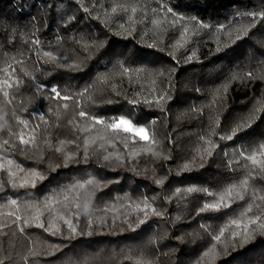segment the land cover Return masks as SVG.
<instances>
[{
  "label": "trees",
  "instance_id": "1",
  "mask_svg": "<svg viewBox=\"0 0 264 264\" xmlns=\"http://www.w3.org/2000/svg\"><path fill=\"white\" fill-rule=\"evenodd\" d=\"M0 107L36 137L0 132L3 264H264V230L244 233L264 220V0H0ZM80 111L125 116L151 141ZM33 172L44 178L19 187ZM232 186L242 198L201 211Z\"/></svg>",
  "mask_w": 264,
  "mask_h": 264
},
{
  "label": "snow or ice",
  "instance_id": "2",
  "mask_svg": "<svg viewBox=\"0 0 264 264\" xmlns=\"http://www.w3.org/2000/svg\"><path fill=\"white\" fill-rule=\"evenodd\" d=\"M133 11H135L133 9ZM167 11L171 12V9H168ZM255 15V14H253ZM241 37H237V39H239ZM36 43H39V41H36ZM45 56L48 57V59L50 61H54L55 60V57L52 55L51 52H45ZM251 73L248 74L249 77H251ZM4 84L7 86V87H12L11 84H9V82L6 80L4 82ZM47 86L46 85H43V84H40V85H37V90H43L45 89ZM50 92L53 94V99H59V100H63V101H67L69 99H72V97L70 96H67V95H61V92L56 88V87H51L50 88ZM3 95L4 97L6 98L4 103L7 105V104H11V100L10 99H7V97L9 96V93L8 91H4L3 92ZM164 99L163 96L159 97V99L156 101L157 103H160L162 100ZM147 102V101H146ZM133 103H135V101H133ZM64 108H67L68 105L67 104H64L63 105ZM23 111L27 112V109H23ZM29 115H32V113H28ZM58 115V113H56ZM9 114L7 113V116ZM12 117L15 119L16 123L19 124V125H22L23 128H27L28 127V120H25L19 116L16 115L15 111H13L11 113ZM39 115V118L41 120L44 119V116L42 114H38ZM78 115L82 118H86V119H89L93 122V124H98V125H105V127L113 132H124V133H127V134H131L133 140H135L136 137H138L140 140H144V141H151V138L149 136V133H148V129L145 128V127H141V126H137L136 124L133 123V121L129 118H126L125 116H120L118 118H115L113 120V122L111 123H106L104 120L102 119H99L97 117H94V116H89V114L85 111H80L78 113ZM8 121V120H7ZM9 125V124H8ZM250 127V125H245V123H240V124H237L236 127L234 129H232L231 131V134L230 135H225L223 137H221V139H227V140H231L233 139V137L235 135H238L239 132L243 131L245 129V127ZM0 132H7L10 136L14 137L15 140H18L20 144H29V143H35V140H36V137L35 135H31L29 134L26 138V135L23 131L21 132H18V133H13L11 131V128L8 126V127H0ZM94 142V141H93ZM10 143L9 140H4L3 141V145H8ZM209 144H211V141H209ZM2 146V145H0ZM261 149H262V152L261 154H264V145H261ZM150 150V149H149ZM207 155H211V150L210 149H206L205 150ZM109 157L105 156V159H108ZM247 159L251 160L254 164L256 163H259V161H257L256 159V156L255 155H252V156H248L246 157ZM8 165H11V161H7L6 162ZM4 167V165H0V168ZM185 168L188 167V165H185L184 166ZM44 177L41 176L39 173H36V172H33L31 174H29V177H27L23 182H21L19 184V187H26V186H35V181L37 179H43ZM94 183V181L92 180H89L87 181L85 184H79L76 186L77 189H79L80 191H84L86 190L87 186L88 185H92ZM156 183L157 184H161L163 183L162 180L158 179L156 180ZM247 185V180H244L241 182V187L243 186H246ZM16 186V185H14ZM199 189H195V188H188L186 189L185 191L187 192H194V191H198ZM75 191V189L73 190ZM178 192L180 191L179 189L177 190ZM204 191H207V190H204ZM233 193H237V196H238V189H237V186H232L228 189L225 190V192L223 194L220 195V198L219 200L213 202V203H206L203 208L201 209V211H205V210H218L219 208L221 207H227L228 204H227V199L230 198ZM94 194V193H93ZM238 198H242V197H239ZM17 204V201L15 200H12L11 201V205L15 206ZM77 209L80 207V204L79 202H76L75 205H74ZM144 212H145V218H147V215H148V211H149V205L147 204V202H145V206H144ZM151 213L153 215H160L159 212H157L155 209H150ZM249 211H251V209H249ZM10 215H13L15 216V213H11ZM87 216H91L92 213L91 212H88L87 214H85ZM17 220L21 219L20 217H16ZM33 219L35 220H38V215L33 217ZM146 222V219H141L139 221V224H144ZM24 223H29V220L25 219L24 220ZM65 223H68L69 224V227L72 229V233L73 235L76 234V229L74 226L71 225V222L70 221H65ZM233 224H237L239 226V222L238 221H232ZM139 224L137 226H139ZM250 225H256L259 227V229L261 230H264V220H262L260 217H256L255 219H251L249 220L248 224H245L244 225V233L247 235V234H250L249 233V226ZM38 226L40 227H44L43 224H39ZM54 227V226H53ZM59 229H56V231H58ZM216 240H219L220 239V236H216L215 237ZM0 264H3L2 261H0Z\"/></svg>",
  "mask_w": 264,
  "mask_h": 264
},
{
  "label": "clouds",
  "instance_id": "3",
  "mask_svg": "<svg viewBox=\"0 0 264 264\" xmlns=\"http://www.w3.org/2000/svg\"><path fill=\"white\" fill-rule=\"evenodd\" d=\"M8 121H7V111L6 109L0 107V127H8ZM91 206V197L86 196L84 198V202L80 208L81 212L84 214H87L90 210Z\"/></svg>",
  "mask_w": 264,
  "mask_h": 264
},
{
  "label": "rangeland",
  "instance_id": "4",
  "mask_svg": "<svg viewBox=\"0 0 264 264\" xmlns=\"http://www.w3.org/2000/svg\"><path fill=\"white\" fill-rule=\"evenodd\" d=\"M183 14H184V13H183ZM253 14H255V15H253ZM184 15H185V14H184ZM256 16H258V14L256 15V13H253V12H252V13H247V14H246L247 19H248V20H251V21H252V20H255V19H256ZM220 26H222V25H220ZM220 26H219V27H220ZM219 27H217V28H215V29H210L209 27H207V29H208V30H212V32H214V31L216 32V31L218 30ZM141 127H143V126H141ZM0 247H1V248H0V260H2V259H4V257H7V256H6L7 253H6V251H5L6 248H5V249L3 248V247H4L3 243L0 245Z\"/></svg>",
  "mask_w": 264,
  "mask_h": 264
}]
</instances>
